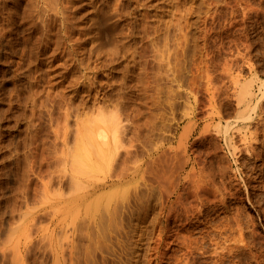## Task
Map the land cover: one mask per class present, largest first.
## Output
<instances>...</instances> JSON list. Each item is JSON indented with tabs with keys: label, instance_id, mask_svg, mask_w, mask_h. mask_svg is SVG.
<instances>
[{
	"label": "rangeland",
	"instance_id": "obj_1",
	"mask_svg": "<svg viewBox=\"0 0 264 264\" xmlns=\"http://www.w3.org/2000/svg\"><path fill=\"white\" fill-rule=\"evenodd\" d=\"M43 1L45 2L43 3ZM67 1L69 0H60L63 5L65 3L63 8L68 6L66 8L67 15L69 14V17L72 16L71 19L74 21L73 26L75 24L76 27L74 26L75 30H73V32L71 31L72 29H70L68 33L62 34V24H60L61 15L57 13L55 15V12H53L50 7L53 0H50V3L48 0V4L46 0H0V264H53L56 261L54 258L56 255L55 250L57 253L56 257L58 258V262H56H60L59 264H87L88 260L86 261L84 259H88V256L89 264H94L95 260L96 264H264V133L262 134L264 130L259 127L260 124L257 121H255L249 129H244V132L247 131L249 134L250 131H254L252 129L254 126L256 127V124L259 128L257 140L254 141V144L253 141L248 139V143L251 141L252 145V151L251 149L247 150L248 153L244 150L246 149V146L244 147L245 144L241 142L243 141L242 133H240L241 137L238 133H234V145L238 143L236 144L237 147L243 149L240 151V148H238L239 150L235 152L234 156L231 147H229L223 139V133L225 131L224 124L228 119L225 114L229 110L230 112L236 111V107L234 106L235 95L233 96L232 94L235 91L234 88L239 87L242 83L244 84L246 79L249 81L252 80L250 84L253 82L252 85H254V88L257 90L259 97L262 96L257 87L261 82H264V0H131L132 2L130 0H119L120 8L118 11L116 10L117 15H122L124 13V16L118 15L115 17L117 20L115 18L114 20L112 19L118 22L116 27L117 31H112L111 29L110 33H105L104 28L110 23L103 21V29L101 28L100 35L102 40L107 34L106 37L103 38L104 43H106V49L110 47V49H112L114 42L124 37L121 42L123 41L125 43V49L123 48L124 51L128 47V50L125 51L128 57L124 59L120 56L124 60L119 57L120 61L119 58H117L118 61L116 59L113 62L114 64L112 63V66L110 61L107 62V56L104 57V55H100L99 59L94 53L92 54L93 57H91L92 55L89 56L91 57V71H85L83 66L77 65L76 60L85 56L79 55L78 50H81L80 48L84 46L78 44L88 36L87 29L90 19L94 16L92 14H95L96 9H108L107 6L109 7L110 4H112L110 7L112 6L115 9V2L118 3V0H84L85 2L82 0H72L74 1V4L71 2L72 6L68 5ZM91 1L93 3H91ZM103 1L104 3H102ZM78 3H81V7H77ZM82 3H84V5ZM138 3L140 5L139 7L137 6ZM144 3H146V5ZM143 4L145 7H143ZM74 5L77 10L74 9ZM172 5L174 9H172ZM46 6L48 8H46ZM94 6H96V9ZM42 7L43 9H41ZM112 7L110 8L111 10L113 9ZM90 8H92V11ZM48 9H51L52 12ZM170 9L173 11L175 10V12L177 10V13L172 11L174 13L172 14ZM43 10L45 11L43 12ZM85 11L87 13L86 16ZM143 12L146 14L144 15L147 19L144 18ZM174 15L177 16V19ZM46 16L47 19L49 18L47 20L49 23L46 21ZM148 19L150 20L148 21ZM168 20L172 21L168 22ZM130 21L132 24L128 23ZM160 21H162L161 24L159 23ZM151 22L153 23L151 24ZM106 23L108 24L106 25ZM121 24L123 25L121 26ZM53 25L54 28H52ZM79 25L83 26L80 27ZM144 25H151V27H147V29H150L149 33L152 31L155 36V31L158 30V27L159 30L161 29L164 32L165 30L162 29L164 26L165 29H167L166 26L170 27V31L167 29L165 32L166 34L162 31L160 32L162 34L164 33V37L166 36L165 38L161 36V44H164L163 46L160 45V47L163 49L165 45V52L167 54L169 53L168 55L171 57L175 55L176 52L177 59L176 56L170 57V59L165 53L166 64H164V62L162 63L168 65L170 70L171 68L172 70L174 69V71L177 70V74H173L176 72L165 70L168 66H163L165 68L162 67V72H170L168 75L165 74V72H159L161 69L159 70V63L156 58V52L154 51L155 49L153 50V47H151L152 50L149 49L150 45L152 46L153 43L148 42L145 36H143L144 32H141L143 31ZM152 25H155V28L153 26L154 29H152ZM47 26L48 28L51 27L52 30L51 28L48 29ZM58 26L60 29H58ZM135 28L138 30L137 32H135ZM152 33L150 35L154 36ZM135 34H138V36ZM64 35L69 36L65 38ZM61 37L62 41L59 40ZM165 39H167V41ZM163 40L165 41L163 42ZM168 41L169 43L167 44ZM62 42H64L63 45H61ZM130 42L134 44L133 47ZM136 43H138L137 46L139 45L141 47L135 46ZM126 44L131 46L132 49ZM56 46L60 48L57 49ZM85 47L88 48L89 45ZM145 47L147 48L146 50ZM67 48L71 54L68 52L66 53ZM130 49L134 52H131ZM144 50L147 55H144ZM150 50L153 52L151 53ZM128 51L130 52L128 53ZM171 53L174 54L172 55ZM131 55H133L134 59L136 57L135 62L138 63V67L136 66L137 69L134 70V67H131V71L134 72V78H142V83H139H147V86H145V84L144 86L140 85L138 83L139 80L136 78L133 81L130 80L132 76L128 81L124 82L123 74H125V72H123V68L127 62L129 63L132 60ZM94 57H97L100 63L97 59L95 61ZM137 58L143 60H140V62ZM144 59H146L147 62H145ZM93 61L96 65L99 64L98 66L103 67L99 68V72L96 74L97 78L95 81H92L94 86L91 88L87 86L91 84V82H88L89 78L85 77V75L89 77L93 76L92 68L95 65ZM142 61L147 63V67L143 66ZM104 64L106 65L104 66ZM114 65H116V68ZM131 65H133V63ZM141 65L143 67H141ZM75 66L77 70H75ZM144 67L147 68L146 70L148 72L143 70ZM113 68L116 70H113ZM156 68H158V70ZM155 72L158 75H156ZM159 73L163 74L164 77H161ZM150 75H154L155 77ZM159 75L160 78L157 79ZM80 76L83 77L81 78ZM149 76L151 78H149ZM169 76H171V82L170 79H168ZM145 77L147 78L145 79ZM80 78L82 80H80ZM154 78L155 80H153ZM161 78H164V80ZM228 78H230L231 81ZM147 80L151 81L147 82ZM102 81H106L107 83H102ZM232 82H237L239 84L236 86L233 83L234 86H236L234 87ZM120 83H123L125 87ZM70 84L75 85L71 86ZM84 84H86V86ZM228 85L233 86V88H230ZM139 86L141 89H138ZM122 87H124V89H122ZM136 87L138 88L135 89ZM89 88L92 90L87 91ZM189 88L192 89L188 91ZM126 89L128 90L126 91ZM227 89L228 91H226ZM232 89L233 92H230ZM77 90L80 93H78ZM84 90H86V94H84ZM119 90L120 92H118ZM139 90L142 92L140 93ZM192 90H195V92ZM94 92L98 94L97 99ZM125 92L127 93L124 94ZM143 92L148 96L147 98H144L146 95H143ZM227 92L230 93L231 96L227 94ZM117 93L124 94L126 98L127 95H129L130 98L129 96L128 98L131 105L128 111L131 110L130 114L133 113L134 115L139 113L141 117V120L138 115L135 116L136 119H132L134 115L132 116L129 114L130 120L128 117V121L125 123V125L127 124L126 126H129L127 131L129 137L127 135V138L131 140V143L127 138L124 140L125 149L123 147L121 151L118 152H122L120 155L114 154V144L109 142L107 145L102 146L101 150L99 149L101 153L98 151V147H92V149L96 151L95 152L90 148L91 145L86 147L84 145L87 152H90L89 154H84L86 153V149L81 150L84 148L83 146H78V144L75 145V142L73 145V141H75L73 138L78 136L77 133V136H74L75 134L73 135L74 129L76 130V127L77 130L81 129L82 126L86 124L85 122L88 120L87 116V119L82 118L85 113L92 117L95 116V119L92 118L91 120L92 123L96 120L98 121L97 114L94 115L96 113L94 109H96L98 105H102L99 103L109 100L107 101L108 104L106 103L104 107L107 105L109 109H113L112 106L118 102L120 96L122 97L121 94L117 97ZM101 94L103 96H101ZM104 94L106 96L108 95L109 98ZM213 96L214 98H212ZM110 98L115 100L110 101L112 100ZM143 98L145 99L143 101H146V99L148 100L146 101L148 105L143 104ZM225 98L227 99L225 100ZM229 98L231 101H229ZM231 98L234 99L232 100ZM138 100H140L141 104ZM149 101L151 102L149 103ZM131 102L134 104L132 105ZM136 102H138L139 105ZM224 102L227 103L225 104ZM263 102L264 100H262V103ZM71 107L74 108V111ZM93 107L95 108L92 110ZM108 108L107 111H109ZM187 108L190 111H188ZM68 109L71 110L69 111ZM132 110L134 111L132 112ZM68 111L71 114H68ZM76 111L81 114H79V117L76 115L78 114ZM107 111H105V113H107ZM146 112H148V114ZM215 113L219 116L217 114L215 115ZM109 115L110 113H107L108 118ZM74 116H77L80 120ZM64 117H67L66 119L68 120ZM234 118L235 117L232 116L230 120H234ZM81 119L85 120L82 121ZM89 121L87 122V124H89H86L89 129L86 128L87 131L93 132L94 134L98 125L103 128V123L101 121H96L93 125L92 123L90 124L91 121ZM141 121L143 123L147 121L146 124H153L152 126L155 128L149 126L150 124L146 126V124H143ZM82 122L85 124L83 123L81 125L80 123ZM128 122H130L129 124L133 122L131 128ZM138 122L141 124H138ZM217 122L219 124L217 132L219 133L215 132L218 128ZM154 123L158 127L154 125ZM62 125L67 126V128L64 126V130H62L64 131L63 134L61 133V128L63 129ZM206 125H208V129L206 128L201 131ZM215 125H217V128L214 127ZM140 126L142 127L138 128ZM192 126H194V128ZM144 127L145 129L147 128L146 131ZM186 127L189 129H187L188 131L185 130ZM213 127L214 129L212 131ZM86 129L83 128L84 131H86ZM132 129L135 130V135L133 134L134 132L131 131ZM223 129L224 131L222 132ZM156 130L161 131L157 133ZM84 131L81 129L78 133H83V136L85 133ZM152 131H156L155 134L158 135H155ZM89 132H87V134L85 133V135L87 136ZM138 132L142 133L139 134ZM111 133L112 131L109 132V137H111ZM183 133H185V136L187 134L186 138H181V136H184L182 135ZM159 134L163 136L160 137ZM157 136L160 142H158L159 139H157ZM201 136L203 137L200 141ZM65 139L67 141H65ZM180 139L183 140V145ZM179 140L181 141L180 144L178 143ZM126 142H128V144ZM154 143L156 145L155 147ZM130 144L133 145V147L129 146ZM178 145H182L181 148ZM72 146L78 147L74 148ZM126 147H128L131 157L127 155L128 153L126 154L128 150L124 152ZM182 147L185 149L183 150ZM72 148L75 150L79 149V154L81 155L79 159L84 155L87 157L84 156L85 162L84 164L82 163L86 167L82 164L83 167H80L79 163L83 160L78 159V153H74L77 151H74ZM72 151H74V155L76 154V157L74 156V158H76L75 160H79V167L74 166L77 165L75 160L73 164L72 159L74 158H72ZM238 151L242 153H238ZM208 152L211 153L209 154ZM253 152H255L256 155ZM93 153H99L97 154L99 158ZM159 153H161L160 155L162 157H159ZM135 158L136 160L134 162L132 159ZM181 159L186 161L184 169L181 168L183 166L179 167L183 163H181ZM126 160H129V162L127 163ZM196 162H199L200 165L201 163L202 165L204 164L203 166L201 165L203 168H205L206 165L208 167H206L204 171ZM209 162L210 164L212 163L211 165L213 167L209 165ZM120 163H124V165ZM214 164L217 166L215 167ZM218 164H220L221 167ZM121 165L124 166L122 167L124 169L120 168ZM222 165L223 167L226 166L227 169H225V167L222 168ZM118 166L121 171H124L123 174H125V178L121 174L122 172L120 169H117ZM177 167L182 170H177ZM126 169L128 171H126ZM189 169L191 170L189 171ZM219 169L223 171L221 172ZM117 170L122 177L114 175L113 172L116 173ZM192 172L193 174H191ZM206 172H209V174ZM217 174L218 176H216ZM177 175L179 176L177 177ZM194 175L195 177H193ZM222 175H224V177ZM211 177L214 179V182ZM184 178H187L189 181L191 179L192 182L188 181V184L187 179ZM220 178H222L221 181H219ZM195 181L200 183V186H203L201 187L202 189L204 188L203 190H205L204 192L206 193V196L200 197L199 200L193 195L195 192L191 189ZM200 181H202V183L204 181L205 185ZM190 183L192 185H190ZM85 186H87L88 189L87 187L84 188ZM122 189H125V192L129 195L125 203V207L128 208L129 206V210L127 209L128 211H125V207L121 210L117 209L118 214L116 213L115 215L119 217L114 218L115 222L113 223H115V225L113 224V227L110 228H115L117 232H114L113 229L104 230L107 234H105L106 232L103 230L98 231L102 228L98 222L100 215L99 213L92 214L90 208L94 206L98 198L112 191L116 198L112 199L110 204L114 207L122 200L121 195L124 193ZM221 189L222 191L219 192ZM129 190L131 191L129 192ZM225 190L226 193H224ZM179 192L181 195L178 194ZM183 192H185V194H183ZM221 193L223 194L221 195ZM207 195L209 196L207 197ZM215 195L218 196V199ZM95 197L97 198L95 199ZM181 197L187 200L184 201ZM191 198L195 202H192ZM201 198H204L203 202L200 201ZM225 198L227 201L224 200ZM135 199H137V201ZM131 200L134 204L131 203ZM213 200L214 202H211ZM182 202H184V204ZM216 202L218 204L220 203V205L216 204ZM227 202L228 204H226ZM177 203H180L179 207ZM85 204L86 206L90 204L87 212L83 211ZM192 207L194 209H192ZM179 208L182 209L181 212ZM76 211H78L77 214L79 215L76 214ZM189 212H191L190 215ZM124 213H126V217H124L126 219L121 217ZM82 215L85 216L83 217L86 222L83 221ZM94 216L96 218H94ZM111 217L113 216L111 215ZM206 218L208 219L207 221L205 220ZM196 221L201 222L202 225ZM118 222L120 224H118ZM82 223L85 226H83ZM91 224L93 225V229L91 228ZM202 226L204 228H202ZM221 227L226 228L220 229ZM90 232H92L93 235ZM100 232H103V235H108V237L106 236L107 239H105V237L103 238L105 241L102 239V234ZM90 234L93 237H90ZM208 235L209 237H207ZM84 238H86V240ZM108 238H110V240ZM182 239L186 242L184 243L183 241L182 243ZM92 240H95V243L92 242ZM102 240L104 244L107 243L106 245L109 246L108 250V246L105 245V247L103 243H100ZM89 242L94 244L90 246ZM93 247L96 251L94 249L92 252L95 251V253H92L90 250ZM87 253L88 255L86 256ZM83 256H86V258H83Z\"/></svg>",
	"mask_w": 264,
	"mask_h": 264
},
{
	"label": "bare ground",
	"instance_id": "obj_2",
	"mask_svg": "<svg viewBox=\"0 0 264 264\" xmlns=\"http://www.w3.org/2000/svg\"><path fill=\"white\" fill-rule=\"evenodd\" d=\"M61 1H62V0H61ZM80 1H81V0H80ZM80 1H79V2H80ZM82 1H84V0H82ZM87 1H88V0H87ZM98 1H99V0H98ZM101 1H102V0H101ZM108 1H109V0H108ZM130 1H131V0H130ZM136 1H137V0H136ZM44 2H45V1H43V3H44ZM46 2H47V4H48V0H46ZM63 2H64V1H63ZM71 2H72V4H74V1H72V0L67 1V4H68V5H71ZM84 2H85V1H84ZM106 2H107V1H106ZM114 2H115V1H114ZM117 2H118V3L115 2L116 5L114 4V5H115V9L111 6V7L113 8L112 10L110 9V8H111L110 5H112V4L109 5L110 8L105 4V5L107 6L108 9H103V8H99V9L97 8V9H96V6H94L95 9H96V11H95V14H92V15H94V16H93L92 18L90 17L91 19H90V23H89V26H88V29H87V30H88V36L85 37V39H83V40L81 41L80 44H78V45H83V46H84V47L80 48L81 50H78L79 55H80V56H81V55H85V56H87V57L82 56L81 58H79V57H80V56H79V57H78L79 59H77V60L74 58V59L77 61V65H78V66H83V68H84L85 71L90 70V68H91V66H90V64H91V63H90V62H91V61H90V58L93 57L92 54H94V53L97 55V57H98L99 59H100V55H104V57L107 56V59H108L107 62L110 61L111 64H112L117 58H119L120 56H121L122 58H124V59H127V57H128L127 52H125L126 50H128V49H127L128 47H127L126 50L124 51V49H125V48H124L125 43H124L123 41L121 42V40L124 38L123 35H122V37H123L122 39H120L119 41L116 40V42H114V44H113V46H112V49H110L111 47H110V48L108 47L109 49H106V47H105V44H106V43H104L103 38H105L107 34L105 35V37L102 38L103 41L101 40V35H100L101 32H100V30H101V28L103 27V24H102L103 21H104V22L106 21V22L110 23L109 25H107L108 23H106L107 27L104 28V32H105V33H108V32L110 33V30H111V29H112V31H113V30L117 31L116 27H117V25H118V24H117L118 22L113 21L114 18H115L116 16L119 15V14L117 15V11H118L119 8H120L119 0H118ZM120 2H121V1H120ZM131 2H132V1H131ZM144 2H145V1H144ZM49 3H50V0H49ZM86 3H88V2H86ZM91 3H93V2L91 1ZM97 3H99V2H97ZM97 3H96V4H97ZM102 3H104V1H103ZM127 3H128V2H127ZM127 3H126V4H127ZM147 3H148V2H147ZM39 4H40V3H39ZM67 4H66V5H67ZM76 4H77V2H76ZM76 4H75V5H76ZM80 4H81V3H80ZM80 4L78 3L77 7L80 6ZM82 4L84 5V3H82ZM100 4H101V3H100ZM124 4H125V2H124ZM136 4H137V3H136ZM141 4H142V3H141ZM144 4L146 5V3H144ZM144 4H143V5H144ZM42 5H43V4H42ZM44 5H45V4H44ZM49 5H50V4H49ZM49 5H47V6H49ZM64 5H65V3H64ZM64 5L60 2V0H53V2H51V5H50V7H51V9L53 10V12H55V15H56V13L59 14V15H61V23H60V24H62V25H61V26H62L61 29H62V31H63L62 34H66V33H68V31H69L70 29H72V30H71L72 32H73V30H75V29H74L75 24H74V26H73V22H74V21L71 19L72 16L69 17V14L67 15V12H66V8H67L68 6H67L66 8H65V7L63 8ZM75 5L73 6L74 9H76V8H75ZM94 5H95V4H94ZM102 5H103V4H102ZM145 5H144L143 7H145ZM47 6H46V8H48ZM71 6H72V5H71ZM71 6H69V7H71ZM125 6H126V5H125ZM137 6H138V7L140 6L139 3H138ZM149 6H150V5H149ZM172 6H173V5H172ZM174 6H175V4H174ZM174 6H173V8H172V7H171V8L174 9ZM43 7H44V6H43ZM43 7H42L41 9H43ZM80 7H81V6H80ZM90 7H91V6H90ZM92 7H93V6H92ZM98 7H99V4H98ZM104 7H105V6H104ZM121 7H122V6H121ZM128 7H129V6H128ZM141 7H142V6H141ZM85 8H86V7H85ZM126 8H127V7H126ZM126 8H124V9H126ZM147 8H148V7H147ZM149 8H150V7H149ZM176 8H177V7H176ZM51 9H48V10H49L50 12H52ZM81 9H82V8H81ZM83 9H84V8H83ZM122 9H123V8H122ZM71 10H72V9H71ZM76 10H77V9H76ZM79 10H80V9H79ZM90 10L92 11V8H90ZM116 10H117V11H116ZM154 10H155V9H154ZM168 10H169V9H168ZM41 11H42V10H41ZM44 11H45V10H43V12H44ZM67 11H68V10H67ZM69 11H70V10H69ZM91 11H89V12H91ZM120 11H121V9H120ZM142 11H143V10H142ZM150 11H151V10H150ZM150 11H149V12H150ZM172 11H173V10L170 9V12H172ZM43 12H42V13H43ZM50 12H49V14H50ZM75 12H77V11H75ZM83 12H84V11H83ZM87 12H88V11H87ZM126 12H127V11H126ZM146 12H147V10H146ZM168 12H169V11H168ZM173 12H174V13H177V10H176V12H175V10H174ZM173 12H172V14H174ZM93 13H94V12H93ZM133 13H134V12H133ZM133 13H132V14H133ZM47 14H48V13H47ZM86 14H87V13H86V11H85V16H86ZM123 14H124V13H123ZM123 14H122V15H123ZM144 14H145V13L143 12V16L146 15V14H145V15H144ZM147 14H151V13H147ZM153 14H154V13H153ZM155 14H156V12H155ZM169 14H170V13H169ZM172 14H171V15H172ZM44 15H45V13H44ZM70 15H71V14H70ZM75 15H76V14H75ZM122 15H119V16H122ZM139 15H140V14H139ZM158 15H159V14H158ZM176 15H177V14H176ZM49 16H50V15H49ZM123 16H124V15H123ZM150 16H151V15H150ZM154 16H155V15H154ZM160 16H161V15H160ZM160 16H159V17H160ZM174 16H175V15H174ZM50 17H51V16H50ZM53 17H54V16H53ZM56 17H57V16H56ZM79 17H80V16H79ZM138 17H139V16H138ZM159 17H157V18L160 19ZM161 17H162V16H161ZM172 17H173V15H172ZM175 17H176V19H177V16H175ZM42 18H43V17H42ZM44 18H45V17H44ZM83 18H84V17H83ZM139 18H141V17H139ZM144 18H146V16H145ZM157 18H156V19H157ZM48 19H49V18H48ZM48 19H47V16H46V21H47ZM80 19H81V17H80ZM87 19H88V18H87ZM112 19H113V20H112ZM115 19H116V18H115ZM118 19H119V18H118ZM120 19H121V17H120ZM124 19H125V17H124ZM142 19H143V18H142ZM142 19H141V21H142ZM146 19H147V18H146ZM173 19H174V18H173ZM42 20H43V19H42ZM44 20H45V19H44ZM53 20H54V19H53ZM56 20H57V19H56ZM83 20H84V19H83ZM116 20H117V19H116ZM126 20H127V19H126ZM132 20H133V19H132ZM149 20H150V19H148V21H149ZM162 20H163V19H162ZM121 21H123V20H121ZM139 21H140V20H139ZM155 21H157V20H155ZM171 21H172V20H168V22H171ZM173 21H175V20H173ZM47 22L49 23V21H47ZM47 22H46V23H47ZM85 22H86V20H85ZM135 22H136V21H135ZM145 22H146V21H145ZM145 22H144V23H145ZM161 22H162V21H160L159 23L161 24ZM163 22H164V21H163ZM166 22H167V21H166ZM53 23L55 24L54 21H53ZM76 23H77V22H76ZM121 23H122V22H121ZM124 23H125V22H124ZM128 23H131V21L128 22ZM146 23H147V22H146ZM152 23H153V22H151V24H152ZM157 23H158V22H157ZM159 23H158V25H159ZM164 23H165V22H164ZM164 23H163V25H164ZM51 24H52V23H51ZM60 24H59V25H60ZM82 24H84V23H82ZM87 24H88V22H87ZM131 24H132V23H131ZM176 24H177V23H176ZM47 25H48V24H47ZM104 25H105V24H104ZM122 25H123V24H121V26H122ZM148 25H149V24H148ZM156 25H157V24H156ZM163 25H162V26H163ZM165 25H167V24H165ZM42 26H43V24H42ZM61 26H60V27H61ZM77 26H78V25H77ZM79 26H80V25H79ZM82 26H83V25H81L80 27H82ZM84 26H85V25H84ZM108 26L110 27V29H109ZM126 26H127V25H126ZM137 26H138V25H137ZM140 26H141V25H140ZM153 26H154V28H155V25H152V29H154ZM172 26H174V25H172ZM75 27H76V26H75ZM118 27H119V26H118ZM147 27H151V25H150V26L144 25V26H143V31H141V32H142V33L144 32V33H143V34H144L143 36H145V38H146V40H147L148 42L153 43L152 46L150 45V48H149V49H151V47H153V48H152L153 50L155 49L154 51L156 52V58H157V61H158V63H159V64H158V66H159V70L161 69L159 72H162V67H163V66H168V65H164V64H166V63H165V53H166V52H165V51H166L165 49H166V46L164 45L165 48L163 47V49L160 47V45L163 46V44H164V43L161 44V41H162V37H161V36L164 35V33L166 32L167 29H169L168 31H170V27H169V26H166L167 29H165V26H164V28H162V29H164L165 32L162 31L161 29L159 30V27H158V30L155 31L156 36L154 35V33H152V31H151V33H152L154 36L150 35V34H151V33H149V30H150V29L148 30ZM168 27H169V28H168ZM47 28H48V26H47ZM47 28H46V29H47ZM50 28H51V27H50ZM50 28H48V29H50ZM52 28H54V25H53ZM52 28H51V30H52ZM78 28H79V27H78ZM85 28H86V27H85ZM129 28H130V27H129ZM141 28H142V27H141ZM156 28H157V27H156ZM58 29H60L59 26H58ZM102 29H103V28H102ZM125 29H126V28H125ZM131 29H132V28H131ZM131 29H130V30H131ZM77 30H78V29H77ZM80 30H81V29H80ZM87 30H86V31H87ZM135 30H136L135 32L138 31L136 28H135ZM141 30H142V29H141ZM46 31H48V30H46ZM46 31H45V32H46ZM57 31H58V30H57ZM57 31H56V32H57ZM118 31H119V30H118ZM121 31H122V30H121ZM125 31H126V30H125ZM128 31H129V29H128ZM128 31H126V32H128ZM139 31H140V28H139ZM161 31L164 32V33H163V34L160 33ZM50 32H51V31H50ZM72 32H71V33H72ZM83 32H84V31H83ZM130 32H131V31H130ZM141 32H139V33H141ZM153 32H154V31H153ZM43 33H44V32H43ZM52 33H54V32H52ZM59 33H60V32H59ZM69 33H70V32H69ZM81 33H82V30H81ZM139 33H138V34H139ZM116 34H117V32H116ZM119 34H120V33H119ZM125 34H126V33H125ZM125 34H124V35H125ZM127 34H128V33H127ZM138 34H135V35L138 36ZM165 34H166V33H165ZM167 34H168V32H167ZM60 35H61V33H60ZM69 35H70V34H69ZM69 35H68V36H69ZM129 35L132 36L131 34H129ZM46 36H47V35H46ZM61 36H62V35H61ZM68 36H67V35H64L65 38L68 37ZM85 36H86V35H85ZM108 36H109V35H108ZM108 36H107V37H108ZM114 36H116V35H114ZM127 36H128V35H127ZM137 36H136V37H137ZM141 36H142V35H141ZM47 37H48V36H47ZM47 37H46V38H47ZM57 37H59V36H57ZM71 37H72V36H71ZM75 37H76V36H75ZM119 37H120V36H119ZM165 37H166V36H165ZM165 37L163 36V38H165ZM77 38H78V36H77ZM79 38H80V37H79ZM114 38H116V37H114ZM114 38H113V39H114ZM117 38H118V36H117ZM120 38H121V37H120ZM169 38H170V36H169ZM48 39H49V38H48ZM53 39H54V38H53ZM61 39H62V37L59 38V40H61ZM70 39H71V38H70ZM131 39H132V38H131ZM136 39H137V38H136ZM167 39H168V37H167ZM167 39H165V40L167 41ZM46 40H47V39H46ZM49 40H50V39H49ZM49 40H48V42H49ZM51 40H52V39H51ZM71 40H73V39H71ZM75 40H79V39H75ZM127 40H128V39H127ZM165 40H163V42H164ZM61 41H62V40H61ZM64 41H65V40H64ZM67 41H68V40H67ZM108 41H109V40H108ZM114 41H115V39H114ZM44 42H45V41H44ZM50 42H51V41H50ZM77 42H78V41H77ZM128 42H129V41H128ZM133 42H135V41H133ZM143 42H145V41H143ZM143 42H142V43H143ZM54 43H55V42H54ZM57 43H59V42H57ZM57 43H56V45H57ZM63 43H64V42H62L61 45H63ZM130 43H131V42H130ZM138 43H139V42H138ZM138 43H136L135 46H137ZM140 43H141V40H140ZM146 43H147V42H146ZM168 43H169V41L167 42V44H168ZM49 44H50V43H49ZM67 44H68V43H67ZM110 44H111V43H110ZM131 44H132V47H133L134 44H133V43H131ZM65 45H66V44H65ZM70 45H71V44H70ZM72 45H73V44H72ZM76 45H77V44H76ZM88 45H89V47L86 48L85 46H88ZM126 45H127V44H126ZM141 45H142V44H141ZM144 45H145V43H144ZM45 46H46V44H45ZM47 46H49V45H47ZM54 46H55V45H54ZM58 46H59V44H58ZM109 46H110V45H109ZM127 46H129V45H127ZM138 46H139V45H138ZM138 46H137V47H138ZM148 46H149V45H148ZM61 47H62V46H61ZM65 47H67V46H65ZM73 47H74V46H73ZM104 47H105V49H104ZM130 47H131V46H129V48H130ZM132 47H131V49H132ZM140 47H141V46H139V48H140ZM168 47H169V45H168ZM168 47H167V48H168ZM44 48H45V47H44ZM51 48H52V47H51ZM56 48H57V46H56ZM59 48H60V47H59ZM59 48H57V49H59ZM69 48H70V47H69ZM123 48H124V49H123ZM42 49H43V48H42ZM42 49H41V51H42ZM61 49H62V48H61ZM63 49H64V48H63ZM71 49H72V48H71ZM71 49H70V50H71ZM103 49H104V50H103ZM131 49H130V50H131ZM135 49H136V47H135ZM135 49H134V50H135ZM137 49H138V48H137ZM142 49H144V48H142ZM146 49H147V48L145 47V50H146ZM149 49H148V51H149ZM152 49H151V50H152ZM74 50H75V47H74ZM105 50H106V51H105ZM139 50H140V49H139ZM145 50H144V55L146 54V53H145ZM151 50H150V51H151ZM168 50H169V49H168ZM174 50H175V49H174ZM53 51H54V50H53ZM56 51H57V50H56ZM60 51H61V50H60ZM122 51H124V52L121 53ZM63 52H65V51H63ZM67 52L70 53V52L68 51V48H67V50H66V53H67ZM76 52H77V50H76ZM129 52H130V51H128V53H129ZM131 52H134V51L131 50ZM136 52H137V50H136ZM138 52H139V51H138ZM140 52H142V51H140ZM152 52H153V51H151V53H152ZM169 52H170V50H169ZM55 53H56V52H55ZM60 53H61V52H60ZM52 54H53V53H52ZM58 54H59V53H58ZM70 54H71V53H70ZM72 54H74V53H72ZM131 54H133V53H131ZM135 54H136V53H135ZM142 54H143V53H142ZM142 54H141V55H142ZM168 54H169V53H168ZM168 54L166 53L167 56H169ZM171 54H172V53H171ZM173 54H174V53H173ZM173 54H172V55H173ZM53 55H54V54H53ZM91 55H92V56H91ZM138 55H139V54H138ZM146 55H147V54H146ZM152 55H153V54H152ZM68 56H69V55H68ZM72 56H73V55H72ZM89 56H91V57H89ZM139 56H140V55H139ZM139 56H138V57H139ZM154 56H155V55H154ZM154 56H152V57H154ZM173 56H176V59H177L176 52H175V55H173ZM173 56H172V57H173ZM97 57H96V58L94 57V58H95V61H96ZM121 57H120V58H121ZM170 57H171V56H169V58H170ZM172 57H171V58H172ZM67 58H68V57H67ZM67 58H66V59H67ZM70 58H71V57H70ZM76 58H77V57H76ZM120 58H119V61H120ZM122 58H121V59H122ZM131 58H132V60H131L129 63L127 62L126 65L123 64V65L125 66L124 68L122 67L124 71L120 69L121 71L125 72V74L122 73V74L124 75V76H123V80H124V82H125V81H128L129 78L132 76V78H131L130 80L133 81V80L136 78L137 80H139L138 83H139V82L142 83V81H143L142 78H140V77H135V78H134V75H133L134 72L131 71V67L133 66V67H134V68H133L134 70L137 69L136 66L138 65V63L135 62L136 57H135V59H134L133 55H131ZM131 58H129V59H131ZM139 58H140V57H139ZM139 58H137V59L139 60ZM141 58H142V57H141ZM154 58H155V57H154ZM169 58H166V59H169ZM171 58H170V59H171ZM66 59H65V60H66ZM88 59H89V60H88ZM101 59H102V58H101ZM124 59H122V60H124ZM129 59H128V60H129ZM146 59H147V58H146ZM146 59H144L145 62H147ZM69 60H70V59H69ZM91 60H92V59H91ZM97 60H98V59H97ZM140 60H143V59H140ZM140 60H139V61H140ZM155 60H156V59H155ZM99 61H100V60H98V62H99ZM103 61H104V60H103ZM117 61H118V59H117ZM136 61H137V60H136ZM169 61H170V60H169ZM67 62H68V61H67ZM71 62H72V60H71ZM93 62H94V61H93ZM104 62H105V61H104ZM107 62H106V63H107ZM110 62H109V64H110ZM122 62H124V61H122ZM140 62H141V61H140ZM145 62L142 61V64H143V66H146V67H147V65H146L147 63H145ZM162 62H164V64H163ZM176 62H177V61H176ZM99 63H100V62H99ZM115 63H116V62H115ZM118 63H119V62H118ZM120 63H121V62H120ZM125 63H126V62H125ZM132 63H133V65H131ZM64 64H65V63H64ZM94 64H95V62H94ZM113 64H114V63H113ZM113 64H112V66H113ZM116 64H117V63H116ZM169 64H170V63H169ZM68 65H69V64H68ZM71 65H72V64H71ZM71 65H70V66H71ZM98 65H99V64H97V65L95 64L94 67L92 66V67H93V68H92V72H93V76H92V77H89V76H86V75H85V77H87V78H89V80H91V81L88 80L89 83L91 82V84H88V85H87L88 87H91V88H92V87L94 86V85H93L94 83H93L92 81H95V79L97 78V77H96V74L99 72V68H102V67H103V66L101 67V66H98ZM101 65H102V64H101ZM105 65H106V64H104V66H105ZM107 65H108V64H107ZM155 65H156V64H155ZM170 65H171V64H170ZM73 66H74V65H73ZM115 66H116V65H114V67H115ZM143 66L141 65V67H143ZM156 66H157V65H156ZM158 66H157V67H158ZM117 67H118V66H117ZM119 67H120V66H119ZM137 67H138V66H137ZM141 67H139V68H141ZM146 67H144V69H143V68H142V69H143V70H146V69H147ZM170 67H171V66H170ZM69 68H71V67H69ZM77 68H78V67H77ZM115 68H116V67H115ZM115 68H113V70H116ZM163 68H165V67H163ZM110 69H111V68H110ZM142 69H140V70H142ZM156 69L158 70V68H156ZM75 70H77V69H76V66H75ZM118 70H119V69H118ZM165 70H170V69H169V66H168V68H165ZM67 71H68V70H67ZM79 71H80V69H79ZM90 71H91V70H90ZM104 71H105V70H104ZM146 71H147V70H146ZM171 71L176 72V73H173V74H177V70L174 71V69L172 70V68H171L170 72H171ZM228 71H229V70H228ZM82 72H83V71H82ZM100 72H101V71H100ZM102 72H103V71H102ZM138 72H139V71H138ZM147 72H148V71H147ZM156 72H158V71H156ZM156 72H155V74H156ZM163 72H165V71H163ZM163 72H162V73H163ZM170 72H169V73H170ZM72 73H73V72H72ZM80 73H81V72H80ZM136 73H137V72H136ZM139 73H140V72H139ZM142 73H144V72H142ZM169 73H168V72H167V73L165 72V74H167V75H168ZM232 73H234V72H232ZM63 74H64V73H63ZM73 74H74V73H73ZM83 74H84V73H83ZM101 74H102V73H101ZM115 74H116V73H115ZM137 74H138V73H137ZM140 74H141V73H140ZM159 74H161V73H159ZM66 75H67V74H66ZM68 75H69V74H68ZM87 75H88V73H87ZM141 75H142V74H141ZM156 75H158V74H156ZM178 75H179V74H178ZM227 75H228V74H227ZM230 75H231V74H230ZM237 75H238V74H237ZM62 76H63V75H62ZM76 76H78V75H76ZM100 76H101V75H100ZM139 76H140V75H139ZM143 76H144V75H143ZM145 76H146V75H145ZM147 76H148V74H147ZM150 76L153 77L154 75H150ZM150 76H149V78H151ZM162 76L164 77L163 74H161V77H162ZM171 76H172V74H171ZM171 76H169V78L166 77V78L170 79V82H171V78H170ZM175 76H177V75H175ZM70 77H71V76H70ZM78 77H79V76H78ZM80 77H81V76H80ZM82 77H83V76H82ZM82 77H81V78H82ZM154 77H155V76H154ZM156 77H157V76H156ZM227 77H228V76H227ZM230 77H232V76H230ZM251 77H252V76H251ZM76 78H77V77H76ZM81 78H80V80H82ZM100 78H101V77H100ZM143 78H144V77H143ZM146 78H147V77H145V79H146ZM149 78H148V79H149ZM159 78H160V75H159V77H158L157 79H159ZM172 78H173V77H172ZM174 78H175V77H174ZM177 78H178V77H177ZM236 78H237V76H236ZM73 79H74V77H73ZM73 79H72V80H73ZM78 79H79V78H78ZM108 79H109V78H108ZM121 79H122V78H121ZM145 79H144V80H145ZM161 79L164 80V78H161ZM228 79L230 80V78H228ZM238 79H239V78H238ZM249 79H250V78H249ZM74 80H75V79H74ZM123 80H122V82H123ZM153 80H155V78H154ZM153 80H152V81H153ZM163 80H162V81H163ZM165 80H167V79H165ZM172 80H173V79H172ZM180 80H181V79H180ZM70 81H71V80H70ZM75 81H76V80H75ZM78 81H79V80H78ZM100 81H101V79H100ZM150 81H151V80H150ZM150 81L147 80V82H150ZM158 81H160V80H158ZM167 81H169V80H167ZM173 81H174V80H173ZM230 81H231V80H230ZM246 81H247V82H246ZM251 81H252V80H251ZM251 81H249V80L246 79V80L244 81V84H243V83L240 84L239 87H236L239 83H237V82H232V84L234 83V84L236 85V86H234V84H233V86L236 87V88H234L235 91H234V93H232L233 96L235 95V96H234V97H235V100H234V106L236 107V111H235V112H230V110H229V111L227 110L228 112H226V114L224 113V114L226 115V117H228V119H227V120L225 119V120H226V121H225V124H226V125L224 124L225 131H224V129L222 130V132L224 131V133H223V134H224V137H223V136H222V137H223V139L225 140V142L227 143V145H228L229 147H231V150H232V152H233V156H234L235 152H237V150H239L238 148H240V147H237V145H236V144H238V143H236L237 140L235 141L236 144L234 145V142H233V137L235 136L234 133H238V135H239L240 137H241L240 133H242V134H243V138H242L243 141H241V142H243V143L245 144L244 147L246 146V149H244V150L247 151V150H250V149H251V151H252L251 141H253V144H254V141L257 140V136H258V129H259V128L257 127V124H256V123L258 122V123L260 124L259 127H261V128L264 130V102L262 103V100H264V99H263V95H264V91H263L264 88H263V85H264V82H261V84L258 85V87H257L258 91L262 94V96L260 95L261 97H259V94H258L257 90L254 88V85H252L253 82L250 84ZM104 82H106V81H104ZM104 82L102 81V83H104ZM120 82H121V81H120ZM160 82H161V81H160ZM160 82H159V85L161 84ZM174 82H175V81H174ZM245 82H246V83H245ZM68 83H69V82H68ZM76 83H77V81H76ZM76 83H75V84H76ZM83 83H84V80H83ZM86 83H87V80H86ZM100 83H101V82H100ZM106 83H107V82H106ZM111 83H112V82H111ZM114 83H115V82H114ZM140 83H139V84H140ZM143 83H144V82H143ZM157 83H158V82H157ZM172 83H173V82H172ZM256 83H257V82H256ZM75 84H73V85L70 84V85H71V86H74ZM112 84H113V83H112ZM116 84H117V83H116ZM120 84L123 85V83H120ZM125 84H126V83H125ZM133 84H134V83H133ZM133 84H130V85H133ZM144 84H145V83H144ZM144 84H140V85H143V86H144ZM146 84H147V83H146ZM146 84H145V86H147ZM229 84H230V83H229ZM78 85H79V84H78ZM84 85L86 86V84H84ZM108 85H109V84H108ZM110 85H111V84H110ZM135 85H138V84H135ZM171 85H172V84H171ZM123 86H124V85H123ZM160 86H161V85H160ZM228 86H230V85H228ZM233 86H230V88H231V87L233 88ZM77 87H78V86H77ZM79 87H80V86H79ZM98 87H99V86H98ZM104 87H105V85H104ZM104 87H103V88H104ZM110 87H111V86H110ZM113 87H114V86H113ZM116 87H117V86H116ZM124 87H125V86H124ZM124 87H122V89H124ZM126 87H127V86H126ZM86 88H87V87H86ZM94 88H95V87H94ZM120 88H121V87H120ZM137 88H138V87H136L135 89H137ZM112 89H113V88H112ZM122 89H121V90H122ZM131 89H132V88H131ZM138 89H141L140 86H139ZM144 89H145V88H144ZM191 89H192V88H191ZM191 89L189 88L188 91H190ZM75 90H76V89H75ZM75 90H74V91H75ZM91 90H92V89L89 88V90H87V91H91ZM127 90H128V89H126V91H127ZM209 90H210V89H209ZM122 91H123V90H122ZM133 91H134V90H133ZM139 91H140V90H139ZM144 91H145V90H144ZM192 91L195 92V90H192ZM226 91H228V89H227ZM77 92H78V90H77ZM83 92H85L84 94H86V90H84ZM112 92H113V91H112ZM118 92H120V90H119ZM135 92H136V91H135ZM141 92H142V91H140V93H141ZM230 92H233V89H232V91H230ZM78 93H80V92H78ZM96 93H97V92H94V94H96ZM103 93H104V91H103ZM103 93H102V94H103ZM121 93H122V92H121ZM121 93H117V97H118V95L121 94ZM126 93H127V92H125L124 94H126ZM128 93H129V92H128ZM140 93H139V94H140ZM143 93H144V94H143ZM143 93H142L143 95H146L145 92H143ZM212 93H213V92H212ZM87 94H88V93H87ZM91 94H93V93H91ZM102 94H101V96H103ZM113 94H114V93H113ZM113 94H112V95H113ZM124 94H123V95L121 94L122 97L120 96V97L118 98V102H117L115 105L112 106V105L110 104V105L113 107V109H112V108L109 109L107 105L104 107V105H105V104L107 103V101H109V100H106V101H103V102L101 101L102 103H99V102H98L99 104H102V105H98V106H97V104H98V103H97V104H96V106H97L96 109H97V110L94 109L95 107L92 108V110L94 109V111L96 112L94 115L97 114L96 116L99 117V118L97 117L98 121H99V122L101 121V122L103 123V124H102V125H103V128H102V127H99V125H98V128H97V126L95 125V127L97 128L98 131L96 130V132H95L94 134H93V132H89V131H87V129H88V128H87V125L89 124V123L87 124V122L89 121V119H90V121L92 120V118L95 119V118H94L95 116L93 115L94 117H92V116L86 114L85 112H83V113H85L86 115L83 114V117H82V118H86V116H87L88 120L85 122L87 125H86L84 122L80 123L81 125H82L83 123L85 124V125H83L84 127L82 126L81 129H82V131H84L83 128H85V129L87 128L86 131L89 132V133H88V135L86 136L85 133L87 134V132L84 131L85 133H84V135H83V136H84V138H83V136H82L83 133H82V134H80L81 132L78 133L81 129H78V130H77V127H76V130L74 129V133H73V135L75 134L74 136H77V135H76V133H77L78 136H77L76 138H78V139H76L75 137L73 138V140L75 139V141H73V145H74V142H75V145L78 144V146H81V147H82V146L84 147V145H85V147L88 146V145H91V147L89 146L91 149H92V147H93V148H94V147H98V151L101 153L100 150L102 149V146L107 145L108 142H109V143H113V144H114V148H115V150H114V151H115L114 154H116V155H120L122 152H120V153H118V152L121 151V149H122L123 147H124V149H125V146H124V143H125V142H124V140H126V138H127V135H128V132H127V131H128V127H129V126H126L127 124L125 125V123H127L126 121H128L129 114L131 113V110L128 111V110H129V107H130V105H131V104L129 103V98H130V96L127 95V98H126ZM142 94H141V95H142ZM227 94H230V93L227 92ZM227 94H226V95H227ZM97 95H98V94L95 95V96H96V99H97ZM104 95H105V94H104ZM110 95H111V94H110ZM130 95H132V94H130ZM137 95H138V94H137ZM143 95H142V96H143ZM76 96H77V94H76ZM91 96H92V95H91ZM101 96H99V97H101ZM105 96H106V95H105ZM114 96H115V95H114ZM128 96H129V98H128ZM230 96H231V94H230ZM230 96H226V97H230ZM88 97H89V96H88ZM88 97H87V98H88ZM106 97H108V95H107ZM132 97H133V96H132ZM147 97H148L147 95H146V97L144 96V98H147ZM93 98H95V97H93ZM93 98H92V99H93ZM101 98H102V97H101ZM108 98H109V97H108ZM108 98H107V99H108ZM115 98H116V97H115ZM120 98H121V100H120ZM135 98H136V97H135ZM144 98L142 99V101L145 100ZM187 98H188V97H187ZM194 98H195V97H194ZM212 98H214V96H213ZM98 99H99V98H98ZM110 99H112V98H110ZM132 99H133V98H132ZM132 99H131V100H132ZM138 99H139V98H138ZM148 99H149V98H148ZM226 99H227V98H225V100H226ZM231 99H232V98H231ZM233 99H234V98H233ZM233 99H232V100H233ZM88 100H89V99H88ZM113 100H115V99H112V100H110V101H113ZM116 100H117V99H116ZM119 100H120V101H119ZM149 100H150V99H149ZM187 100H188V99H187ZM93 101H94V99H93ZM138 101H139V103H140V100H138ZM142 101H141V102H142ZM146 101H148V100L146 99ZM146 101H143V104H147V105H148V103H147ZM229 101H231L230 98H229ZM96 102H97V101H96ZM145 102H146V103H145ZM150 102H151V101H149V103H150ZM131 103H132V102H131ZM136 103L138 104V102H136ZM224 103L226 104L227 102H224ZM107 104H108V103H107ZM133 104H134V103H132V105H133ZM137 104H136V107H137ZM140 104H141V103H140ZM231 104H232V103H231ZM138 105H139V104H138ZM228 105H229V104H228ZM93 106H94V102H93ZM140 106H141V105H140ZM140 106H139V108H140ZM143 106H144V105H143ZM188 106H189V105H188ZM109 107H110V106H109ZM133 107H134V106H133ZM133 107H132V109H133ZM229 107H230V106H229ZM69 108H70V107H69ZM71 108H73V107H71ZM105 108H106V109H105ZM107 108H108L109 111L111 110L112 112H111V111H110V112L107 111ZM134 108H135V107H134ZM147 108H148V106H147ZM77 109H78V108H77ZM136 109H137V108H136ZM140 109H141V108H140ZM142 109H143V108H142ZM144 109H145V106H144ZM144 109H143V110H144ZM231 109H232V107H231ZM68 110H69V109H68ZM70 110H71V109H70ZM70 110H69V111H70ZM72 110L74 111V108H73ZM137 110H138V109H137ZM137 110H136V111H137ZM187 110H188V108H187ZM69 111H68V114H71V113H69ZM73 111H72V112H73ZM94 111H93V112H94ZM105 111H107V113H110L109 118H108V116H107V113H105ZM133 111H134V110H132V112H133ZM139 111H140V110H139ZM145 111H146V110H145ZM188 111H190V110H188ZM224 111H226V110H224ZM232 111H233V110H232ZM76 112H77V111H76ZM221 112H222V111H221ZM77 113H78V112H77ZM135 113H136V112H135ZM137 113H138V111H137ZM144 113H145V112H144ZM146 113L148 114V112H146ZM191 113H192V112H191ZM191 113H190V115H191ZM211 113H212V111H211ZM213 113H214V112H213ZM79 114H80V113H78V114H76V115L79 117ZM91 114H93V113H91ZM141 114H142V111H141ZM141 114H140V115H141ZM147 114H146V115H147ZM186 114H187V116H188V113H187V112H186ZM186 114H185V115H186ZM216 114H217V113H215V115H216ZM72 115H74V114H72ZM80 115H81V114H80ZM84 115H85V117H84ZM130 115L133 116L134 114L132 113V114H130ZM137 115L139 116V113H138ZM137 115H134V117H132V119L135 118V116H137ZM212 115H214V114H212ZM217 115H218V114H217ZM64 116H65V114H64ZM77 116H76V117L74 116V117H75V118H78ZM89 116H90V118H89ZM141 116H142V115H141ZM143 116H144V115H143ZM218 116H219V115H218ZM223 116H224V115H223ZM232 116L235 117L234 120H230ZM210 117H211V116H210ZM64 118H65V117H64ZM66 118H67V117H66ZM66 118H65V119H66ZM80 118H81V117H80ZM87 118H86V119H87ZM139 118H140V120H141V117H140V116H139ZM221 118H222V117H221ZM78 119H79V118H78ZM78 119H77V120H78ZM99 119H100V120H99ZM125 119H127V120H125ZM135 119H136V118H135ZM214 119H215V118H214ZM66 120H68V119H66ZM79 120H80V119H79ZM79 120H78V121H79ZM81 120H82V119H81ZM83 120H85V119H83ZM83 120H82V121H83ZM124 120H125V121H124ZM129 120H130V117H129ZM138 120H139V119H138ZM138 120H137V121H138ZM140 120H139V121H140ZM142 120H143V119H142ZM147 120H148V119H147ZM90 121H89V122H90ZM93 121H94V120H93ZM96 121H97V120H96ZM96 121H95V122H96ZM98 121H97V122H98ZM131 121H132V120H131ZM135 121H136V120H135ZM217 121H218V120H217ZM255 121H257V122L255 123L257 128L253 125L255 129L253 128L252 130H254V131H252V132L250 131L249 134L247 133V131L244 132V129H249V128L251 127V125L254 124ZM80 122H81V121H80ZM95 122L92 123V121H91L90 124L92 123V125H93V124H95ZM141 122H142V121H141ZM146 122H147V121H145L144 123L142 122V123H143V124H146ZM63 123H64V122H63ZM129 123H130V122H128V125H130V128H131V125L133 124V122H131L132 124H129ZM139 123H140V122H138V124H139ZM188 123H190V122H188ZM76 124H77V123H76ZM97 124H98V123H97ZM134 124H137V123H134ZM140 124H141V123H140ZM143 124H142V126H143ZM149 124H150V123L146 124V126L149 125ZM195 124H196V123H195ZM65 125H66V124H65ZM65 125H64V126H65ZM152 125H153V124H152ZM152 125L150 124L149 126L154 127V126H152ZM154 125H156V124L154 123ZM208 125H209V124H208ZM208 125H206L205 128L201 129V131L204 130V129H206V128L208 127ZM217 125H218V128L216 127ZM217 125L214 126V127L217 128V129L215 128V129H216L215 132H217L218 129H219V124H218V122H217ZM64 126L62 125L63 129L61 128V131L64 130ZM89 126H90V125H89ZM104 126H105V127H104ZM134 126H135V125H134ZM142 126H140V127H138V128H141ZM156 126H157V125H156ZM188 126H189V124H188ZM90 127H91V126H90ZM93 127H94V126H93ZM93 127H92V129H93ZM151 127H150V128H151ZM157 127H158V126H157ZM192 127L194 128V126H192ZM214 127L212 128V131H213ZM65 128H67V126H65ZM78 128H79V127H78ZM132 128H135V127H132ZM148 128H149V127H148ZM150 128H149V129H150ZM154 128H155V127H154ZM144 129H145V127H144ZM144 129H141V130H144ZM146 129H147V128H146ZM146 129H145V131H146ZM149 129H148V130H149ZM151 129H152V128H151ZM187 129H188V127L185 128V130H187ZM207 129H208V128H207ZM88 130H89V129H88ZM129 130H130V129H129ZM138 130H139V129H138ZM148 130H147V131H148ZM154 130H155V129H154ZM188 130H189V129H188ZM188 130H187V131H188ZM191 130H192V129H191ZM61 131H60V132H61ZM92 131H93V130H92ZM111 131H112V133H111V137H109V132H111ZM131 131L134 132L135 130L132 129ZM136 131H137V126H136ZM150 131H151V130H150ZM156 131H157V133H159L161 130H160V131L156 130ZM156 131H154V132L152 131V132L155 134ZM187 131H186V133H187ZM212 131H211V132H212ZM261 131H262V130H261ZM152 132H151V133H152ZM61 133L63 134L64 131H62ZM138 133H139V132H138ZM141 133H142V132H141ZM141 133H139V134H141ZM143 133H144V132H143ZM146 133H147V132H146ZM200 133H201V132H200ZM217 133H219V132H217ZM263 133H264V131L262 132V134H263ZM66 134L68 135L67 132H66ZM133 134L135 135L136 133L134 132ZM184 134H185V133H183L182 135H184ZM201 134H202V133H201ZM233 134H234V135H233ZM130 135H131V134H130ZM134 135H133V136H134ZM155 135H158V134H155ZM203 135H204V134H203ZM209 135H210V133H209ZM263 135H264V134H263ZM159 136H160V134H159ZM162 136H163V135H161L160 137H162ZM186 136H187V134H186ZM186 136H185V135H184V136H181V138H186ZM210 136H211V135H210ZM66 137H67V136H66ZM128 137H129V135H128ZM135 137H136V136H135ZM141 137H142V136H141ZM202 137H203V136H201L200 141L202 140ZM219 137H220V136H219ZM262 137H263V136H262ZM67 138H68V137H67ZM67 138H66V139H67ZM130 138H131V137H130ZM133 138H134V137H133ZM204 138H205V137H204ZM66 139H65V141H67ZM107 139H108V140H107ZM127 139H129V138H127ZM131 139H132V138H131ZM154 139H156V138H154ZM157 139H159L158 136H157ZM157 139H156V140H157ZM198 139H199V138H198ZM235 139H236V138H235ZM238 139H239V138H238ZM242 139H240V140H242ZM248 139L251 140L249 143H248ZM76 140H77V141H76ZM133 140H134V139H133ZM133 140H132V141H133ZM135 140H136V138H135ZM140 140H141V139H140ZM180 140H182V139H180ZM180 140H179V142H178L179 144L181 143ZM184 140H185V139H184ZM195 140H197V139H195ZM203 140H204V139H203ZM208 140H209V139H208ZM240 140H239V142H240ZM154 141H155V140H154ZM186 141H187V140H186ZM186 141H185V142H186ZM205 141H206V140H205ZM209 141H211V140H209ZM123 142H124V143H123ZM129 142L131 143V140H130V139H129ZM158 142H160V139L158 140ZM192 142H193V141H192ZM259 142H261V141H259ZM259 142H258V143H259ZM262 142H263V141H262ZM67 143H68V142H67ZM126 143L128 144V142H126ZM155 143H156V142H155ZM155 143H154V147L156 146ZM193 143H194V142H193ZM205 143H206V142H205ZM255 143H257V142H255ZM64 144H65V143H64ZM127 144H125V145H127ZM181 144H182V145L184 144V143H183V140H182V143H181ZM185 144H186V143H185ZM196 144H197V143H196ZM198 144H200V143H198ZM259 144H260V143H259ZM182 145H180V146L178 145V146L181 148ZM193 145H194V144H193ZM207 145H208V144H207ZM66 146H67V145H66ZM78 146H72V147L77 148ZM129 146H132V147H133V145H131V144H130ZM198 146H199V145H198ZM205 146H206V145H205ZM238 146H239V145H238ZM256 146H257V144H256ZM85 147L82 148L81 150L86 149ZM194 147H195V146H194ZM200 147H201V146H200ZM253 147H255V146H253ZM74 148H72V149H74ZM129 148H130V147H129ZM207 148H208V147H207ZM242 148H243V147H242ZM255 148H257V147H255ZM99 149H100V150H99ZM107 149H108V148H107ZM119 149H120V150H119ZM152 149H154V148H152ZM182 149H183V147H182ZM184 149H185V148H184ZM184 149H183V150H184ZM253 149H254V148H253ZM127 150H128V151H127ZM183 150H181V151H183ZM241 150H243V149L240 148V151H241ZM263 150H264V149H263ZM74 151H77V152H74ZM74 151H72V153H71V154L73 155L72 158H74V156L76 157V154H75V155L73 154V152H74V153H78V154H77V155H78L77 157H78V159H79V158L81 157V155L79 154V149H77V150L74 149ZM92 151H95V150L92 149ZM126 151H127V152H126ZM131 151H132V150H131ZM135 151H136V150H135ZM135 151H134V152H135ZM179 151H180V150H179ZM209 151H210V150H209ZM85 152H86V153H84V154H87V153L89 154V153H90L89 151L87 152V149H86ZM95 152H96V151H95ZM104 152H105V151H104ZM124 152H126V154L128 153L127 155H129V157H131V156H130V153H129V149H128V147H126V150H124ZM134 152H131V153H134ZM137 152H139V151H137ZM152 152H153V151H152ZM203 152H204V150H203ZM81 153H82V151H81ZM102 153H103V152H102ZM117 153H118V154H117ZM135 153H136V152H135ZM180 153H181V152H180ZM180 153H178V154H180ZM184 153H185V152H184ZM184 153H183V154H184ZM208 153H209V152H208ZM210 153H211V152H210ZM210 153H209V154H210ZM238 153H242V152H239V151H238ZM246 153H248V151H247ZM253 153H255V152H253ZM93 154L99 158V156L97 155V154H99V153H97V154H96V153H93ZM104 154H105V153H104ZM104 154H103V155H104ZM137 154H138V153H137ZM137 154H136V155H137ZM139 154H140V153H139ZM160 154H161V153H159V157H162ZM181 154H182V153H181ZM188 154H189V153H188ZM206 154H207V153H206ZM209 154H208V155H209ZM244 154H245V153H244ZM82 155H83V154H82ZM134 155H135V154H134ZM141 155H142V154H141ZM162 155H163V153H162ZM184 155H185V154H184ZM184 155H183V157H184ZM252 155H253V154H252ZM255 155H256V153H255ZM258 155H259V154H258ZM261 155H262V154H261ZM84 156H85V155H84ZM84 156H82L81 159H82L83 161H81L80 163H79L78 161L81 160V159H79V160H75L76 158L72 159L73 164H74L75 161L77 162V165H74V166L79 167V166H78V163H79V164H80V167H81V166L84 164V162H85V159H84V158H85L86 156H85V157H84ZM87 156H88V155H87ZM101 156H102V155H101ZM142 156H143V155H142ZM179 156H181V155H179ZM179 156H177V157H179ZM233 156H232V157H233ZM238 156H239V155H238ZM117 157H118V156H117ZM119 157H120V156H119ZM129 157H128V159L130 160ZM139 157H140V156H139ZM183 157H182V159H183ZM208 157H209V156H208ZM210 157H212V156H210ZM86 158H87V157H86ZM132 158H134V157H132ZM180 158H181V157H180ZM186 158H187V157H186ZM195 158H196V157H195ZM108 159H109V158H108ZM116 159H117V158H116ZM116 159H114V160H116ZM153 159H155V158H153ZM156 159H157V158H156ZM182 159H181V163L183 162L184 164L182 163V165H180L179 167L183 166V167H181V168L184 169V167H185V162H186V161H185V160L183 161ZM197 159H198V157H197ZM197 159H196V160H197ZM220 159H221V158H220ZM238 159H239V157H238ZM74 160H75V161H74ZM124 160H125V157H124ZM129 160H128V161L126 160L127 163L129 162ZM132 160H134V162H135L136 158H135V159H132ZM186 160H187V159H186ZM188 160H189V159H188ZM216 160H217V157H216ZM116 161H118V160H116ZM141 161H142V160H141ZM141 161H140V162H141ZM197 161H198V160H197ZM209 161H211V160H209ZM214 161H215V160H214ZM114 162H115V161H114ZM132 162H133V161H132ZM179 162H180V161H179ZM190 162H191V161H190ZM212 162H213V161H212ZM218 162H219V161H218ZM221 162H222V159H221ZM238 162H239V161H238ZM82 163H83V164H82ZM109 163H110V161H109ZM196 163H197V162H196ZM200 163H201V162H200ZM216 163H217V161H216ZM81 164H82V165H81ZM120 164H123V165H124V163H120ZM197 164H199V162H198ZM211 164H212V163H211ZM211 164H210V162H209V165H211ZM239 164H240V163H239ZM243 164H244V163H243ZM263 164H264V163H263ZM95 165H96V164H95ZM118 165H119V164H118ZM125 165H126V163H125ZM177 165H178V162H177ZM201 165H202V163H201ZM201 165L199 164V166H201ZM203 165H204V164H203ZM203 165H202V166H203ZM214 165H215V164H214ZM218 165L221 167L220 164H218ZM83 166H84V165H83ZM83 166H82V167H83ZM126 166H127V165H126ZM126 166H125V167H126ZM202 166H201V168L204 169V171H205V168L208 167L207 165H206L205 168H203ZM211 166H212V165H211ZM216 166H217V165H215V167H216ZM82 167H81V168H82ZM84 167H86V166H84ZM122 167H124V166L121 165L120 168H122ZM212 167H213V166H212ZM224 167H225V169H227L226 166H224ZM224 167H223V165H222V168H224ZM118 168H119V166L117 167V169H118ZM120 168H119V169H120ZM126 168H127V167H126ZM173 168H174V167H173ZM173 168H172V169H173ZM199 168H200V167H199ZM210 168H211V167H210ZM210 168H209V170H210ZM222 168H221V169H222ZM122 169H124V168H122ZM127 169H128V168H127ZM127 169H126V171H128ZM179 169H180V168L177 167V170H179ZM182 169H180V170H182ZM191 169H192V168H191ZM191 169H189V171H190ZM202 169H201V171H202ZM214 169H215V168H214ZM193 170H194V169H193ZM193 170H192V171H193ZM209 170H208V171H209ZM219 170H220V169H219ZM219 170H218V171H219ZM240 170H241V169H240ZM120 171H121V169H120ZM220 171H221V170H220ZM222 171H223V170H222ZM222 171H221V172H222ZM121 172H122V173H121ZM121 172H120V173H121V174L124 176V178H125V174H123L124 171H121ZM183 172H184V171H183ZM186 172H187V171H186ZM193 172H194V171H193ZM193 172H192L191 174H193ZM221 172H220V173H221ZM113 173H114L115 176H120V177H122V175L119 174L118 170H117L116 173H115V172H113ZM125 173H126V172H125ZM127 173H128V172H127ZM202 173H203V172H202ZM204 173H205V172H204ZM206 173H207V172H206ZM216 173H217V171H216ZM117 174H118V175H117ZM191 174H190V176H191ZM194 174H195V172H194ZM207 174H209V172H208ZM210 174H212V173H210ZM126 175H127V174H126ZM212 175H213V174H212ZM178 176H179V175H177V177H178ZM185 176H186V175H185ZM188 176H189V175H188ZM199 176H200V174H199ZM201 176H202V175H201ZM204 176H205V175H204ZM204 176H203V177H204ZM207 176H208V175H207ZM210 176H211V175H210ZM216 176H218V174H217ZM216 176H215V178H216ZM219 176H220V175H219ZM222 176L224 177V175H222ZM127 177H128V175H127ZM193 177H195V175H194ZM208 177H209V176H208ZM213 177H214V176H213ZM223 177H222V178H223ZM187 178H188V177H187ZM187 178H184V179H187ZM211 178H212V177H211ZM222 178H220L219 181H221ZM111 179H112V178H111ZM121 179H122V178H121ZM189 179H190V178H189ZM194 179H195V178H194ZM212 179H213V178H212ZM217 179H218V178H217ZM198 180H199V179H198ZM208 180H209V178H208ZM208 180H207V181H208ZM188 181H189V180L187 179V182H188ZM190 181H191V179H190ZM190 181H189V182H190ZM210 181H211V180H210ZM217 181H218V180H217ZM179 182H180V181H179ZM189 182H188V184H189ZM191 182H192V181H191ZM200 182L202 183V181H200ZM213 182H214V179H213ZM223 182H224V181H223ZM105 183H106V182H105ZM185 183H186V181H185ZM211 183H212V182H211ZM215 183H216V182H215ZM182 184H183V183H182ZM188 184H187V185H188ZM202 184H204V181H203ZM208 184H209V181H208ZM220 184H221V183H220ZM222 184H223V183H222ZM224 184H225V183H224ZM177 185H178V182H177ZM185 185H186V184H185ZM190 185H192V184L190 183ZM204 185H205V184H204ZM209 185H210V184H209ZM181 186H182V185H181ZM201 186H202V185H201ZM201 186H200V183H198V182L195 181V183L193 184V188H194V189L191 188V189L193 190V192H195V193H193V195L196 197V199L198 198V200H199L200 197L206 196V195H205L206 193L204 192L205 190H203L204 188L202 189L203 186H202V187H201ZM211 186H212V185H211ZM86 187H87V186H85L84 188H86ZM191 187H192V186H191ZM218 187H219V186H218ZM221 187H222V186H221ZM225 187H226V186H225ZM89 188H90V186H89ZM98 188H99V187H98ZM104 188H105V186H104ZM180 188H181V187H180ZM184 188H185V187H184ZM208 188H209V187H208ZM87 189H88V187H87ZM186 189H188V188H186ZM205 189H206V188H205ZM222 189H223V187H222ZM222 189L219 190V192L222 191ZM224 189H225V188H224ZM113 190H114V189H113ZM122 190H123V189H122ZM183 190H184V189H183ZM183 190H182V191H183ZM192 190H191V191H192ZM209 190H210V189H209ZM90 191H91V190H90ZM123 191H124V193H123V195H121V196H122V200H121V202H120L119 200H117V201H119L120 203L118 202L119 204L115 205L114 207L110 204L111 200L114 199V198H116L115 195L113 194V191H112L111 193H108V194H106L105 196H103V197H101V198H98V199L96 200L94 206H93L92 208H90V212H92V214H94V213H96V214L99 213V215H100V218H98V220H99L98 222L100 223V225L102 226V228H101V226H100L101 229H99V230L97 229L98 231H101V230H103V231H104V230H108V229H110L111 227H113V224L115 225V223H113V222H115V219H114V218L119 217V216H117V215H115V214L118 212L119 209L121 210V209H123V208L125 207L126 200L128 199V196H129V195L127 194V192H125V191H126L125 189H124ZM130 191H131V190H129V192H130ZM178 191H179V190H178ZM182 191H181V192H182ZM184 191H185V190H184ZM186 191H190V190H186ZM191 191H190V192H191ZM206 191H207V190H206ZM211 191H212V190H211ZM132 192H133V191H132ZM134 192H135V191H134ZM135 193H136V192H135ZM186 193H188V192H186ZM208 193H209V192H208ZM212 193H213V192H212ZM214 193H215V191H214ZM214 193H213V194H214ZM224 193H226V190H225ZM121 194H122V191H121ZM178 194L181 195L180 192H179ZM183 194H185V192H183ZM188 194H189V193H188ZM190 194H191V193H190ZM215 194L217 195V193H215ZM222 194H223V193H221V195H222ZM136 195H137V194H136ZM216 195H215V197L217 198L218 196H216ZM131 196H132V195H131ZM183 196H184V195H183ZM183 196H182V197H183ZM191 196H192V195H191ZM191 196H190V197H191ZM194 196H193V197H194ZM208 196H209V195H207V197H208ZM182 197H181V198H182ZM195 197H194V200H195ZM212 197H213V196H212ZM91 198H92V197H91ZM96 198H97V197H95V199H96ZM119 198H120V197H119ZM129 198H130V197H129ZM132 198H133V197H132ZM132 198H131V199H132ZM136 198H137V197H136ZM177 198H178V197H177ZM187 198H188V197H187ZM209 198H210V197H209ZM213 198H214V197H213ZM133 199H134V198H133ZM137 199H139V198H137ZM137 199H135V200L137 201ZM182 199L184 200L185 198H182ZM188 199H189V198H188ZM203 199H204V198H201L200 201L203 202ZM214 199H215V198H214ZM217 199H218V198H217ZM220 199H221V198H220ZM186 200H187V199H186ZM186 200H184V201H186ZM207 200H208V199H207ZM221 200H222V199H221ZM224 200L227 201L226 198H225ZM136 201H135V202H136ZM189 201H190V200H189ZM191 201H192V202H195V201H193L192 198H191ZM87 202H88V201H87ZM87 202H86V204H87ZM129 202H130V201H129ZM129 202H128V203H129ZM192 202H191V203H192ZM196 202H197V201H196ZM198 202H199V201H198ZM201 202H200V203H201ZM205 202H206V201H205ZM211 202H214V200L211 201ZM131 203L134 204L132 200H131ZM139 203H141V202H139ZM180 203H181V202H180ZM180 203H177L178 207H179ZM182 203L184 204V202H182ZM209 203H210V201H209ZM220 203H221V201H220ZM220 203L218 204V203L216 202V204H218V205H220ZM86 204H85V206H84L83 211H86V212H87L88 209H89V205H90V204H89L88 206H86ZM129 204H130V203H129ZM132 204H131V205H132ZM183 204H182V205H183ZM187 204H188V203H187ZM189 204H190V202H189ZM214 204H215V203H214ZM226 204H228V202H227ZM185 205H186V203H185ZM185 205H184V206H185ZM194 205H195V204H194ZM139 206H140V205H139ZM139 206H138V207H139ZM184 206H183V208H184ZM191 206H192V204H191ZM208 206H209V205H208ZM211 206H212V205H211ZM226 206H227V205H226ZM86 207H87V208H86ZM120 207H121V208H120ZM138 207H136V208H138ZM199 207H200V204H199ZM209 207H210V206H209ZM125 208H126V209H124V210L126 211V210L129 208V206H128V208H127V207H125ZM132 208H133V207H132ZM180 208H181V207H180ZM180 208H179V209H180ZM188 208H190V207H188ZM204 208H205V206H204ZM216 208H217V206H216ZM117 209H118V210H117ZM192 209H194V208L192 207ZM192 209H191V210H192ZM200 209H202V208H200ZM212 209H213V208H212ZM223 209H224V208H223ZM128 210H129V209H128ZM128 210H127V211H128ZM130 210H132V209H130ZM136 210H137V209H136ZM136 210H135V211H136ZM181 210H182V209H180V212H181ZM183 210H184V209H183ZM186 210H187V209H186ZM186 210H185V211H186ZM191 210H189V211H191ZM197 210H198V209H197ZM214 210H215V209H214ZM78 211H79V210H78ZM78 211H76V214H77ZM125 211H124V212H125ZM177 211H178V208H177ZM192 211H194V210H192ZM199 211H200V210H199ZM199 211H196V212H199ZM206 211H207V210H206ZM211 211H212V210H211ZM129 212H130V211H129ZM178 212H179V211H178ZM186 212H187V211H186ZM186 212H185V213H186ZM131 213H133V212H131ZM131 213H130V214H131ZM182 213H183V212H182ZM182 213H180V214H182ZM185 213H184V214H185ZM190 213H191V212H189V215H190ZM211 213H214V212H211ZM211 213H210V214H211ZM84 214H86V213H84ZM117 214H118V213H117ZM119 214H120V213H119ZM133 214H134V213H133ZM210 214H209V215H210ZM77 215H79V214H77ZM111 215H112L113 217H111ZM121 215H122V214H121ZM131 215H132V214H131ZM134 215H135V214H134ZM186 215H188V214H186ZM197 215H198V213H197ZM83 216H84V215H82V219H83V221L86 222V220L84 219L85 216H84V217H83ZM207 216H208V215H207ZM98 217H99V216H98ZM121 217H123V218L126 217V213H124V215L121 216ZM132 217H133V216H132ZM196 217H199V216H196ZM196 217H195V218H196ZM94 218H96V217L94 216ZM186 218H187V217H186ZM202 218H203V217H202ZM210 218H211V217H210ZM124 219H126V218H124ZM192 219H193V217H192ZM212 219H213V218H212ZM117 220H118V219H117ZM119 220H120V219H119ZM127 220H128V219H127ZM127 220H126V221H127ZM129 220H131V219H129ZM188 220H189V218H188ZM194 220H195V219H194ZM194 220H193V221H194ZM205 220L207 221L208 219L206 218ZM209 220H210V219H209ZM83 221H82V222H83ZM90 221L92 222L91 219H90ZM120 222H121V221H120ZM124 222H125V221H124ZM196 222H198V221H196ZM210 222H211V221H210ZM83 223H84V222H83ZM83 223H82V225H83ZM99 223H98V224H99ZM128 223H129V221H128ZM198 223H199L200 225H202L201 222H198ZM118 224H120V223L118 222ZM118 224H117V225H118ZM125 224H126V222H125ZM196 224H197V223H196ZM123 225H124V223H123ZM211 225H212V224H211ZM211 225H210V226H211ZM221 225H223V224H221ZM221 225H220V226H221ZM83 226H85V225H83ZM92 226H93V225L91 224V228H92ZM98 226H99V225H98ZM98 226H97V227H98ZM118 226H119V225H118ZM128 226H129V225H128ZM194 226H195V225H194ZM194 226H193V228H194ZM196 226H197V225H196ZM205 226H206V225H205ZM220 226H217V227H220ZM226 226H227V225H226ZM115 227H117V226H115ZM132 227H133V226H132ZM83 228H85V227H83ZM98 228H99V227H98ZM187 228H188V227H187ZM187 228H186V229H187ZM190 228H191V227H190ZM202 228H204V227L202 226ZM202 228H201V229H202ZM206 228H207V227H206ZM209 228H210V227H209ZM224 228H226V227H224ZM224 228L221 227L220 229H224ZM92 229H93V228H92ZM92 229H91V230H92ZM112 229H113V228H112ZM112 229H110V230H112ZM118 229H119V228H118ZM85 230H86V229H85ZM113 230H114V232H117V231H115V228H114ZM193 230H194V229H193ZM204 230H205V229H204ZM226 230H227V229H226ZM93 231H94V230H93ZM188 231H189V230H188ZM220 231H221V230H220ZM220 231H219V232H220ZM104 232H106V231H104ZM111 232H112V231H111ZM190 232H191V231H190ZM90 233L92 234V232H90ZM100 233L102 234L103 232H100ZM206 233H207V232H206ZM85 234H86V233H85ZM91 234H90V235H91ZM105 234H107V232H106ZM118 234H119V233H118ZM92 235H93V234H92ZM92 235H91L90 237H93ZM94 235H95V233H94ZM209 235H210V234H209ZM209 235H208L207 237H209ZM219 235H220V234H219ZM83 236H84V235H83ZM106 236L108 237V235H103V234H102L101 237H102V239H103L104 237H105V239H107ZM111 236H112V235H111ZM205 236H206V235H205ZM84 237H85V236H84ZM98 237H99V236H98ZM99 238H100V237H99ZM110 238H111V237H110ZM110 238H108V239L110 240ZM182 238L185 239L184 237H182ZM84 239L86 240V238H84ZM84 239H83V240H84ZM93 239H95V238H93ZM111 239H112V238H111ZM183 239H182V243H183V241H184ZM99 240H101V239H99ZM99 240H98V242H99ZM103 240H104V239H103ZM103 240H102V242L100 241V243H103ZM185 240H186V239H185ZM196 240H197V238H196ZM196 240H195V241H196ZM104 241H105V240H104ZM186 241H187V240H186ZM186 241H184V243H185ZM189 241H191V240H189ZM195 241H194V242H195ZM198 241H199V239H198ZM90 242H91V241H90ZM90 242H89V245L91 246V245H93V244L95 243V240H92V242H94L93 244H91ZM98 242H97V243H98ZM191 242H192V241H191ZM105 243H106V242H105ZM108 243H109V242H108ZM110 243H111V242H110ZM187 243H188V242H187ZM198 243H199V242H198ZM84 244H85V243H84ZM87 244H88V243H87ZM106 244H107V243H106ZM106 244L103 243L104 246H105ZM196 244H197V243H196ZM99 245H100V244H99ZM99 245H98V246H99ZM109 245H110V244H109ZM85 246H86V245H85ZM101 246H102V245H101ZM106 246H108V245H106ZM106 246H105V247H106ZM86 247H87V246H86ZM102 247H103V246H102ZM100 248H101V247H100ZM103 248H104V247H103ZM110 248H111V247H110ZM88 249H89V248H88ZM94 249H95L94 247H93L92 249H90L91 252H92ZM97 249H98V248H97ZM101 249H102V248H101ZM108 249H109V246H108L107 250H108ZM86 250H87V249H86ZM103 250H104V249H103ZM95 251H96V249H95ZM95 251L92 252V253H95ZM102 252H103V251H102ZM92 253H91V254H92ZM55 254H56V255H55L54 258H55V260L57 261L58 258L56 257V256H57L56 250H55ZM82 255H83V254H82ZM84 255H85V253H84ZM87 255H88V253L86 254V256H87ZM58 256H59V254H58ZM86 256H85V257L83 256V258H86ZM90 256H93V255H90ZM94 256H96V255H94ZM90 258H92V257H90ZM55 260H54V261H55ZM84 260H86V261L88 260V263H87V264L90 263V262H89V256H88V259L86 258V259H84ZM90 260H91V259H90ZM94 260H95V259H94ZM56 261H55L56 264H59V263H60V262L57 263L58 261H57V262H56ZM81 262H82V260H81ZM55 263H53V264H55ZM84 263H86V262H84ZM91 264H92V263H91ZM94 264H96V260H95V263H94Z\"/></svg>",
	"mask_w": 264,
	"mask_h": 264
}]
</instances>
